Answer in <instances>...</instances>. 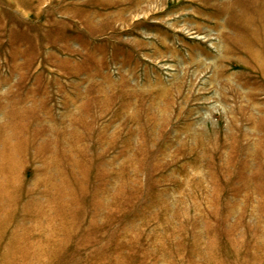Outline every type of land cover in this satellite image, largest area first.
Returning a JSON list of instances; mask_svg holds the SVG:
<instances>
[{
	"label": "rangeland",
	"instance_id": "rangeland-1",
	"mask_svg": "<svg viewBox=\"0 0 264 264\" xmlns=\"http://www.w3.org/2000/svg\"><path fill=\"white\" fill-rule=\"evenodd\" d=\"M0 264H264V0H0Z\"/></svg>",
	"mask_w": 264,
	"mask_h": 264
}]
</instances>
